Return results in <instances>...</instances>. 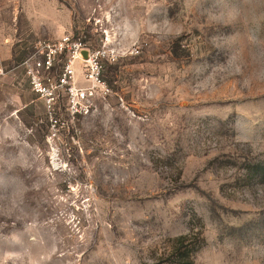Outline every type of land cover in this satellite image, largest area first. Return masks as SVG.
<instances>
[{"label":"rangeland","instance_id":"374dc122","mask_svg":"<svg viewBox=\"0 0 264 264\" xmlns=\"http://www.w3.org/2000/svg\"><path fill=\"white\" fill-rule=\"evenodd\" d=\"M65 34L114 58L53 126L19 64ZM0 67V264H264V0H0Z\"/></svg>","mask_w":264,"mask_h":264},{"label":"built area","instance_id":"2783aa9c","mask_svg":"<svg viewBox=\"0 0 264 264\" xmlns=\"http://www.w3.org/2000/svg\"><path fill=\"white\" fill-rule=\"evenodd\" d=\"M110 56L114 58V53L107 48L91 49L81 38L65 34L58 39L37 41L19 65L30 91L42 101L55 126L66 122L57 118V109H62L70 120L92 112L97 89L105 92L102 72L104 61ZM79 68L83 81L77 78ZM3 73L0 67V74Z\"/></svg>","mask_w":264,"mask_h":264},{"label":"trees","instance_id":"16d2710c","mask_svg":"<svg viewBox=\"0 0 264 264\" xmlns=\"http://www.w3.org/2000/svg\"><path fill=\"white\" fill-rule=\"evenodd\" d=\"M185 237L181 236L175 241V258L171 262V264H194L193 259L190 256V253L195 251L196 248L190 246H186L183 242Z\"/></svg>","mask_w":264,"mask_h":264}]
</instances>
